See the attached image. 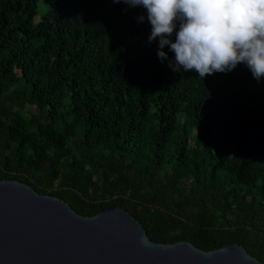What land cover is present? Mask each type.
<instances>
[{
	"label": "trees",
	"instance_id": "trees-1",
	"mask_svg": "<svg viewBox=\"0 0 264 264\" xmlns=\"http://www.w3.org/2000/svg\"><path fill=\"white\" fill-rule=\"evenodd\" d=\"M40 1L0 0V179L264 261V78L173 71L142 7Z\"/></svg>",
	"mask_w": 264,
	"mask_h": 264
},
{
	"label": "water",
	"instance_id": "water-1",
	"mask_svg": "<svg viewBox=\"0 0 264 264\" xmlns=\"http://www.w3.org/2000/svg\"><path fill=\"white\" fill-rule=\"evenodd\" d=\"M0 264H264L238 242H155L128 210L83 215L58 196L0 179Z\"/></svg>",
	"mask_w": 264,
	"mask_h": 264
},
{
	"label": "clouds",
	"instance_id": "clouds-1",
	"mask_svg": "<svg viewBox=\"0 0 264 264\" xmlns=\"http://www.w3.org/2000/svg\"><path fill=\"white\" fill-rule=\"evenodd\" d=\"M146 10L148 43L176 72L228 73L243 63L257 81L264 78V0H112ZM125 12L127 9L124 10ZM138 22L145 20L140 15ZM178 29V30H177ZM175 34L173 41L172 36ZM174 53L169 59L163 49Z\"/></svg>",
	"mask_w": 264,
	"mask_h": 264
},
{
	"label": "rangeland",
	"instance_id": "rangeland-1",
	"mask_svg": "<svg viewBox=\"0 0 264 264\" xmlns=\"http://www.w3.org/2000/svg\"><path fill=\"white\" fill-rule=\"evenodd\" d=\"M44 11V5H43V1L41 0L40 2H39V13H38V15H37V17H36V19L38 20V19H40V17H41V15H42V12ZM193 142V141H192Z\"/></svg>",
	"mask_w": 264,
	"mask_h": 264
}]
</instances>
